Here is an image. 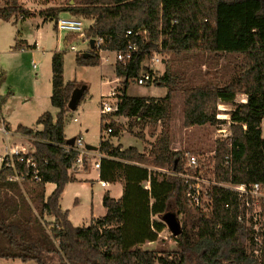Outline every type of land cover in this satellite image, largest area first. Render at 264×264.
Here are the masks:
<instances>
[{"label": "trees", "instance_id": "1", "mask_svg": "<svg viewBox=\"0 0 264 264\" xmlns=\"http://www.w3.org/2000/svg\"><path fill=\"white\" fill-rule=\"evenodd\" d=\"M3 1L2 19L32 15L20 8L19 0ZM62 12L91 20L88 34L103 36L109 49L126 45L127 29L148 33L146 42L136 37L138 49L127 66L115 64L116 77L125 79L116 94V109L106 114L109 122L100 125L102 139L97 150L104 156L98 178L121 183L122 194L113 198L106 191L102 197L104 215L92 218L87 226L73 225L68 211L60 206L65 185L74 179L68 170L77 153L64 147L68 140L64 119L77 86L74 81H64L63 52L53 51L50 103L57 109L56 117L44 111L32 127L19 124L15 128L16 133L32 138L34 145L33 152L16 161V168L27 173L24 160L31 157L39 178L24 175L19 182L11 181L12 170L0 169V259L34 264H264V224L257 243L250 227L238 220L245 216V207L233 190L214 186L211 211H198L194 216L185 208L183 180L148 166L181 172L187 162V151L172 150L169 139L172 95L179 88L186 128L218 126L224 120L216 116L217 105H233L229 111L231 135L214 141L209 160H213L216 181L264 185V0H68L39 13L43 20H56ZM159 47L165 57L184 62L185 68L166 66L155 81L167 88L162 97L129 95L127 79L138 76L145 58ZM89 53L84 58L78 52L77 63L98 65V56ZM224 54L241 56L237 72L228 81L221 80L217 68ZM203 65L208 70L194 83L187 69ZM212 69V78L206 77ZM4 80L0 72V86ZM238 93L246 96L245 102H234ZM114 116L126 117L130 126L147 125L152 133L161 128L148 154L135 146L113 144L111 139L121 132ZM107 129L111 131L103 136ZM47 183L55 185L49 195ZM170 203L177 215L186 214L181 232L172 236L176 248H142L144 243L159 239ZM46 215L53 221L46 220Z\"/></svg>", "mask_w": 264, "mask_h": 264}, {"label": "rangeland", "instance_id": "2", "mask_svg": "<svg viewBox=\"0 0 264 264\" xmlns=\"http://www.w3.org/2000/svg\"><path fill=\"white\" fill-rule=\"evenodd\" d=\"M66 1L68 0H19L18 4L20 8L32 12L31 16L25 19H20L21 16H11L8 20L0 18V72H3L5 75V80L0 86V92L2 93L0 95L3 96L0 100V111L5 117L11 114L10 117L8 116L9 120L14 119V116H18L28 125L34 123L38 118L37 116L45 110H48L52 117L55 118L57 109L50 103L51 83L47 75L51 73L50 61L53 51H62L63 79L65 82L74 81L76 83L77 87L74 94L81 92L76 107L70 108L66 112L64 119L65 137L70 139L80 136L83 144L98 148L102 139L100 132L101 122L109 121V117L106 115H102L104 116V120L101 119V102L102 100H108L113 104L116 95L108 96V93L111 91L115 94L120 92L121 90H118V86L121 83L123 84V79L117 80L114 63H106L104 60L99 59L98 65L78 64L76 61L78 52L71 51L69 47L73 44L77 47L79 53H83L89 47L87 42L84 43L73 36L67 35L65 32L57 31L54 19L43 20L40 16V10L54 3L63 5ZM3 4L4 1L0 0V6ZM67 15L69 13H60V16ZM15 18L17 19L16 21ZM84 24L88 28L91 25V20L85 19ZM169 58L164 56V64L155 67L159 75L164 72L166 66H169L172 70H182L185 68L184 62L178 60L172 61V57ZM240 58L241 56L238 54H224L219 57L217 68H220L219 77H221L222 81H228L237 72ZM33 64L35 65L33 66ZM206 70L208 68L205 65L201 68H189L187 69V75L192 78L194 83H197ZM211 73V75H207L206 77L212 78L214 74L213 69ZM127 93L133 96L162 97L167 93V88L156 84L137 85L130 79L127 83ZM245 100L246 96L238 93L235 96L234 102H245ZM232 108L233 105L229 103H219L217 105L216 116L224 120L218 126L202 125L186 128L183 125L182 114L183 93L179 88L176 89L172 95L169 135L170 148L172 150L187 151V154H189L187 161L191 155H196L200 156V159L205 160V163L208 164L211 159L210 156L213 154L214 141L223 139L222 136L228 134L230 131L229 111ZM35 112L37 114H34ZM112 119L121 126L119 137L111 139L114 145L119 144L122 148L135 146L140 152L144 154L149 153L151 146L160 133V127L152 133L147 125L141 126L135 123L133 126H130L128 119L124 116H114ZM218 128H222L223 131H217ZM261 129L264 133V117ZM7 130L11 134L8 139L10 143L16 140L22 146L23 151H34L32 138L14 133L12 126L7 125ZM5 144V137L0 133V156ZM15 144L18 145L17 143ZM96 152L99 151L96 149ZM208 165L210 166V164ZM208 165L206 167L207 175L210 171ZM88 166H85V177L91 178V180L88 183L67 185L64 188L65 191L62 192V206L74 205L73 208L70 207V221L75 226L89 225L90 220L88 218L90 213L100 216L104 214L105 210L99 196L104 188L99 185L98 170L93 165ZM148 166L162 172L166 171L164 168L154 167L153 165ZM77 172V168H70L68 170L69 175L73 178ZM49 189L50 186L47 187L48 191ZM185 208L194 216L198 211L205 214L211 211V207L208 205L199 210L189 201L186 202ZM168 212L175 214L181 227L186 214L181 213L177 215L172 203H170ZM45 218L50 222L53 221L52 216L46 215ZM258 225L256 227L257 231L250 228L255 232V235L260 234ZM159 236L157 241L146 242L142 245V248L155 250H173L176 248V243L172 239L173 235L167 226L160 232ZM256 242L259 243V241ZM0 264H34V262H23L19 259H0Z\"/></svg>", "mask_w": 264, "mask_h": 264}, {"label": "built area", "instance_id": "3", "mask_svg": "<svg viewBox=\"0 0 264 264\" xmlns=\"http://www.w3.org/2000/svg\"><path fill=\"white\" fill-rule=\"evenodd\" d=\"M84 18L67 15V16H58L55 20L56 30L59 32H65L69 36L75 37V39L81 40L82 42L89 45L87 51H92L98 58L104 60L106 63L118 62L124 67L129 64L132 60L133 53L138 49V43L136 37H139L142 42L148 41V33L146 30H137L133 31L127 29L125 36L127 38L126 45L123 48L118 49H109L106 48L105 39L103 36L91 37L88 34V28L84 24ZM94 40L93 47L90 48V40ZM36 44V43H35ZM70 50L79 52L75 45H70ZM85 51V52H87ZM149 62V63H148ZM164 56L161 53V47L158 50H153L150 52V56H147L143 61V69L138 76L127 79L128 81L132 79L137 85H153L157 78H159V73L156 71L155 67L164 64ZM35 64H33L34 66ZM125 79V76L119 78ZM102 105L100 108L101 115H106L113 112L116 109V98L113 101V104L110 101L102 100ZM106 122H109L106 120ZM230 125V123H229ZM230 130V129H229ZM111 129H107L103 132V136H106ZM217 131H223L222 128H218ZM0 133L5 137L6 144L4 145L3 152L0 156V169L10 168L12 174L8 177V180L19 182L24 175H30L34 180H38V167L34 160L31 157H28L24 160L25 170L27 173H19V170L16 168V163L23 160L22 154L28 152L23 151L21 145H16L15 143L9 142L10 132L7 130V124L5 120L0 117ZM231 132L224 134L223 139L229 138ZM64 147L69 150L72 149L77 153L75 162L71 168H80L84 169L85 166L93 165L94 168L99 169L100 159L104 156L101 152H96L93 149H87L86 145L83 144L81 137H75L74 143L69 145L65 144ZM200 156L191 155L186 162L183 171H163L164 173H171L179 176L183 180L185 195L187 201L197 207L199 210H202L204 206L211 207V198L210 192L214 186L223 187L230 190H233L245 207V216H239L238 220L245 223L246 226L250 227L252 230L257 231L256 227L260 230L264 222V185L258 182L253 184H233L231 182H219L215 179V174L213 172V160L209 161L208 164L205 163V160L200 159ZM17 161V162H16ZM229 161L227 160L226 163ZM209 167L210 171L207 175L206 167ZM31 171V172H30ZM161 171V170H160ZM101 186H106L108 183L102 180H99ZM146 188L149 187V182H146ZM203 205V206H202ZM261 224V225H260ZM253 231V239L255 241H260V234L255 235ZM258 236V238H257Z\"/></svg>", "mask_w": 264, "mask_h": 264}, {"label": "crops", "instance_id": "4", "mask_svg": "<svg viewBox=\"0 0 264 264\" xmlns=\"http://www.w3.org/2000/svg\"><path fill=\"white\" fill-rule=\"evenodd\" d=\"M36 43V42H35ZM34 43V44H35ZM55 51V50H54ZM50 69H51V61H50ZM51 77H52V71H51V73H49V75H47V78L50 80V83H51ZM120 77H117V80L119 79ZM120 81V80H119ZM123 87V84L121 83L120 84V86H118V90H121L120 88H122ZM117 89V88H116ZM51 90H52V86H51ZM119 93V92H118ZM0 94H2L1 92H0ZM50 95H51V93H50ZM49 95V96H50ZM111 95H116L113 91H111V92H109L108 93V96H111ZM116 98V97H115ZM45 111H48V110H45ZM44 112V111H43ZM43 112H41V113H43ZM40 113V114H41ZM34 114H37L36 112L34 113ZM39 114V115H40ZM38 115V116H39ZM8 116L10 117L11 116V114H8V115H6V117L4 116V115H2V113H1V111H0V117H2L4 120H5V122H6V124L8 125V126H12V131L14 132V133H16L15 132V128L17 127V125H23V126H27V127H32L34 124H35V122L34 123H32L31 125H28V124H25L24 123V121H23V119L21 118V117H16V116H14V119H10L9 120V118H8ZM37 116V117H38ZM36 117V118H37ZM37 120V119H36ZM11 122H12V125H11ZM18 134V133H17ZM13 143H17L18 145H19V142H17L16 140H14V142ZM87 167V166H86ZM85 167V168H86ZM88 167H90V166H88ZM85 168L84 169H80V168H77V170H78V172L76 173V175H75V177H74V179L72 180V181H69L65 186H67V185H72L73 183H88L90 180H91V178H87V177H85V172L84 171H86L85 170ZM98 170V169H97ZM98 173V175H99V172H97ZM99 177V176H98ZM99 181V180H98ZM99 185H100V183H99ZM50 186V189H49V191L47 190V187H49ZM101 186V185H100ZM54 187H55V185L53 184V183H47L46 185H45V189H46V195H49L51 192H52V190L54 189ZM101 187H103L104 189L101 191V193H100V199H101V204H102V197H103V194L106 192V191H108L109 192V194L113 197V198H119L120 196H121V194H122V184L121 183H114V184H110V183H108L106 186H101ZM65 188V187H64ZM65 191V189L63 190V192ZM62 196H63V193L61 194V197H60V200H59V203H60V206H61V208L63 209V210H67L68 211V218H69V220H71V216H70V207H74V205L73 206H71V205H64V206H62V204H61V198H62ZM104 213H105V210H104ZM104 215V214H103ZM100 216H102V215H100ZM96 217H99V216H95V215H93L92 213H90V215H89V218H88V220H90L91 221V219L92 218H96ZM89 221V222H90Z\"/></svg>", "mask_w": 264, "mask_h": 264}, {"label": "water", "instance_id": "5", "mask_svg": "<svg viewBox=\"0 0 264 264\" xmlns=\"http://www.w3.org/2000/svg\"><path fill=\"white\" fill-rule=\"evenodd\" d=\"M72 3V1H71ZM90 48L93 47V44H94V40L91 39L90 42ZM90 55L89 52H83L82 53V56L84 58H87L88 56ZM80 95V92H77L74 94V96L71 98L70 102H69V107L70 108H75L76 105H77V99ZM74 140L75 138H70L66 141L67 144L71 145L74 143ZM86 148L87 149H93V150H96L97 148H95L94 146H91V145H86ZM163 220H164V223L166 224L167 228L171 231L172 235L173 236H176L178 235L180 232H181V227H180V224L175 216L174 213L172 212H166L164 215H163Z\"/></svg>", "mask_w": 264, "mask_h": 264}]
</instances>
